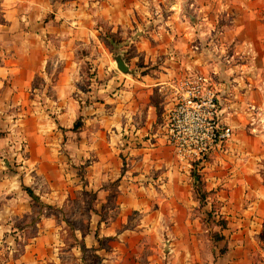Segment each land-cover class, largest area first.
Instances as JSON below:
<instances>
[{"label": "crops", "instance_id": "obj_1", "mask_svg": "<svg viewBox=\"0 0 264 264\" xmlns=\"http://www.w3.org/2000/svg\"><path fill=\"white\" fill-rule=\"evenodd\" d=\"M197 1L199 32L170 21L148 39L120 0H0V210L5 222L29 210L19 186L80 213L69 251L37 245L34 264H264V0ZM211 33L234 136L199 167L198 192L165 139L166 86L194 67L193 50L209 66L214 44L193 40Z\"/></svg>", "mask_w": 264, "mask_h": 264}, {"label": "rangeland", "instance_id": "obj_2", "mask_svg": "<svg viewBox=\"0 0 264 264\" xmlns=\"http://www.w3.org/2000/svg\"><path fill=\"white\" fill-rule=\"evenodd\" d=\"M93 3L98 2L99 4L105 5L107 0H91ZM123 4L127 6L134 5L133 11L136 15V19L140 24L142 36H146L149 39L148 32L153 31L156 34L158 31H169V22H178V25L181 27L191 26L193 25L200 31L199 22L201 17L199 1L197 0H120ZM192 4H194L192 6ZM211 4H215L213 1ZM210 4V6H211ZM172 8V9H171ZM215 6H212V10L209 11V18L214 20L215 25L217 18L213 17V10H215ZM176 14V15H174ZM174 15V16H172ZM178 17L175 20V17ZM215 28V26H214ZM216 31V30H215ZM195 32V33H196ZM199 35V34H198ZM195 37V36H194ZM156 38H159L156 34ZM205 40L203 41L202 39ZM167 37H162L161 39L166 42ZM196 40H193L195 44L206 49L204 43L206 39L214 44L213 48L210 51L211 56H208L211 60L208 61L209 66H205L202 63V60H199V56L201 54V48L197 51L193 50V55L197 57V62L194 64L191 70H187L193 74H198L206 77L211 84V87L215 90V86L218 87L219 84H222L221 81L217 80V76L219 75V52H218V44L216 43V36L214 34H210L207 38L206 36H197ZM156 40V39H153ZM202 40V41H201ZM203 42V43H202ZM207 51H205L206 53ZM230 52V51H229ZM86 52L83 51L84 55ZM111 58L118 55L117 53H110ZM128 54H124L125 59H129ZM195 57V58H196ZM203 57H205L203 55ZM207 62V60H205ZM213 63V64H212ZM207 64V65H208ZM212 66H211V65ZM211 66V67H210ZM210 67V68H208ZM173 80L170 81V84L166 86L168 92H171V86L173 85ZM83 90H86V87H82ZM156 101V98L153 99ZM64 137H73L71 134H67ZM197 169L194 167L193 171L189 172V175L193 178L194 187L197 190L198 184H201V177L198 176L200 171L199 166L197 165ZM201 167V166H200ZM19 180V178L17 179ZM21 180V179H20ZM73 178L68 179L67 182L69 186L72 188L74 184ZM113 185V184H112ZM35 187V186H34ZM42 192H47L43 188H40ZM19 186L16 190L17 194L15 196L17 199V203L21 206H25V204H29V210H21L17 212V215L11 214V221L5 222L8 218V212L1 209L0 210V264H34L32 259H36L37 253L33 254V250H36L37 245L40 247L41 256L49 255L48 245L54 246V248L59 247V241L64 243L65 250L69 251L70 246L72 245V241L75 238L72 236L75 228H79L78 224V216L80 215L79 211L75 208L74 203H69L68 205L60 204V200L55 197L53 200L52 206H47L44 201L35 202L29 200L27 196L21 193ZM21 194V195H20ZM12 197V195H11ZM51 201V200H50ZM27 202V203H26ZM58 207L56 208V206ZM87 204H85L86 206ZM50 217L52 226H49L46 223L45 218ZM82 219H86L85 217ZM83 221L81 220V223ZM82 227V226H81ZM37 238V241L35 240ZM43 248V249H42ZM44 252H43V251ZM33 257V258H32ZM72 256L70 258H63L61 264H73ZM41 260V259H39ZM46 264H53L52 262H47Z\"/></svg>", "mask_w": 264, "mask_h": 264}, {"label": "built area", "instance_id": "obj_3", "mask_svg": "<svg viewBox=\"0 0 264 264\" xmlns=\"http://www.w3.org/2000/svg\"><path fill=\"white\" fill-rule=\"evenodd\" d=\"M171 89L165 139L179 168L189 174L212 152H224L234 132L222 120L217 92L206 77L188 72L175 79Z\"/></svg>", "mask_w": 264, "mask_h": 264}, {"label": "trees", "instance_id": "obj_4", "mask_svg": "<svg viewBox=\"0 0 264 264\" xmlns=\"http://www.w3.org/2000/svg\"><path fill=\"white\" fill-rule=\"evenodd\" d=\"M125 59V58H124ZM127 60V59H126ZM81 127V119L79 118L78 120H76V122L74 123V125H73V128H72V130L73 131H76V130H78L79 128ZM198 184V192H199V190H200V184L199 183H197ZM24 190H25V192L27 193V195L33 200V201H35V202H39V199H38V197H36L33 193H32V191L30 190V189H27V188H24ZM198 198H199V200H200V202H202L203 201V195L201 194V193H198ZM211 214H209L208 216H210ZM217 225L218 226H220V228L221 229H223L224 227H225V223L223 222V221H218L217 222ZM212 239H213V241H218V240H221L222 239V237L221 236H219L218 234H214L213 236H212Z\"/></svg>", "mask_w": 264, "mask_h": 264}, {"label": "water", "instance_id": "obj_5", "mask_svg": "<svg viewBox=\"0 0 264 264\" xmlns=\"http://www.w3.org/2000/svg\"><path fill=\"white\" fill-rule=\"evenodd\" d=\"M116 69L124 75H134V71L129 70L128 66L122 60L120 56L115 57L114 59Z\"/></svg>", "mask_w": 264, "mask_h": 264}]
</instances>
